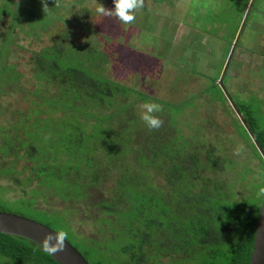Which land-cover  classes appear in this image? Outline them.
<instances>
[{
  "label": "trees",
  "instance_id": "1",
  "mask_svg": "<svg viewBox=\"0 0 264 264\" xmlns=\"http://www.w3.org/2000/svg\"><path fill=\"white\" fill-rule=\"evenodd\" d=\"M74 12L66 21H76L80 28L94 19L84 10ZM80 13L84 19L76 15ZM50 17L52 9L44 11L36 2L27 24L36 23L31 33L48 29ZM82 55L81 47L57 38L39 52L37 76L59 83L57 95L43 100L57 107L44 112L61 110L64 115L43 118L37 108L28 122L25 118L12 124L1 147L4 156L11 157L10 164L0 171L31 195L21 198L31 207L50 194L68 203L62 211L44 212H65L59 220L85 240L82 248L65 228H55L54 220L28 218L61 233L91 264H249L264 198V155L246 125L244 133L262 164L255 175L238 157L219 153L225 145H215L211 137L169 134L161 129L163 124L149 129L134 116L131 101L118 108L117 99L133 90L106 77L105 66L88 63ZM106 106L116 110L102 114ZM238 108L264 151V129L251 113ZM203 139L204 145H197ZM237 186L246 193L238 194ZM76 212L89 216L98 238L76 230L70 217ZM43 249L28 238L0 233V258L7 260L0 264H60ZM89 254L99 259L92 262Z\"/></svg>",
  "mask_w": 264,
  "mask_h": 264
},
{
  "label": "rangeland",
  "instance_id": "2",
  "mask_svg": "<svg viewBox=\"0 0 264 264\" xmlns=\"http://www.w3.org/2000/svg\"><path fill=\"white\" fill-rule=\"evenodd\" d=\"M36 2L43 10L46 4L48 8L45 10L52 9L54 17H50L52 24H45L51 25L48 29H35L33 34L36 23L27 24ZM248 2L252 0H143V7L135 10V20L123 25L112 16L95 15L99 3L107 9L108 6L114 9L113 0H0V51L7 44L3 53L0 52V171L10 164L11 157L4 156L1 147L11 134L12 124L25 118L28 122L32 118V110L37 108L43 111V118L53 115L57 119L64 115L61 110L49 114L44 112L55 105L43 100L57 95L59 83H51L46 76H37L35 68L39 52L57 38L66 45L81 47L85 61L105 66L103 73L106 77L133 90L128 98L117 99L120 100L118 108L124 103L129 105L131 101L134 116L140 121L144 102L159 103L163 111L156 115L163 120L162 130L169 134L176 131L187 138L199 133V138L211 137L215 145H225L219 153L238 157L254 169L255 175L262 164L244 133L246 124L234 110L228 95L237 106L245 109V115L251 113L258 127L264 129V67L256 70L249 60L251 58L255 65L264 60V0L254 2L237 45L238 55L245 63L239 64L234 55L229 65L224 79L229 94L220 84L224 73L222 67L225 69L228 63L234 37L239 32L236 30L241 28L249 9L246 7ZM75 10L86 11L89 18L94 16L91 22L85 21L81 25L86 29L77 26L76 21H66L75 14ZM76 15L84 19V13ZM39 25L42 26L40 22ZM10 28L13 29L8 33ZM183 30L190 32V36L180 35ZM9 65L12 67L8 70ZM236 71L238 74L232 76ZM113 110L116 109L106 106L101 112L109 114ZM120 119L121 116L113 121ZM90 121L95 119L90 118ZM204 143L205 139L197 145L203 146ZM12 178L8 173L0 172V211L46 222L54 220V227L65 228L71 233L72 242L82 248L85 240L72 233L70 225L59 220L65 212H60V215L44 212L51 209L62 211L68 203L50 194L47 199L40 197L36 206L31 207L21 199H28L31 195L23 193L20 186L11 182ZM235 190L238 194L246 193L238 186ZM70 217L76 230L85 237L100 236L88 215L76 212ZM89 259L94 262L99 257L89 254Z\"/></svg>",
  "mask_w": 264,
  "mask_h": 264
},
{
  "label": "water",
  "instance_id": "3",
  "mask_svg": "<svg viewBox=\"0 0 264 264\" xmlns=\"http://www.w3.org/2000/svg\"><path fill=\"white\" fill-rule=\"evenodd\" d=\"M254 2L255 0H252V2L249 5L247 15L237 34L232 53L229 57L228 63L226 64L224 73L220 79V84L225 90L226 88L224 86V79L228 72L229 65L232 61V58L234 56L235 49L237 48V45L240 41L241 35L247 23L248 16L250 15L251 10L253 8ZM226 93L229 94L227 90H226ZM228 96L231 102L233 103L236 111L238 112V115L242 118V120L244 121V124H246V128L249 131L250 135L252 136L257 146L259 147V149L264 155V151L261 145L259 144V142L256 140L253 132L251 131V128L246 122V119L243 117L241 111L239 110L238 106L236 105L234 100L231 98V96L230 95ZM0 233L8 234V235L12 234V235L25 237V238H28L38 243L39 245L43 247H44V242H45L46 237H48L49 235L56 236V235L61 234L58 231L54 230L53 228L35 219L28 218L22 215L14 214V213H10V212H4V211H0ZM62 238H63V248L51 254L52 257L58 263L60 264H91L85 258V256L82 255V253L70 241H68L63 235H62ZM249 264H264V198H263L260 214L257 220L256 235H255L253 251L250 257Z\"/></svg>",
  "mask_w": 264,
  "mask_h": 264
},
{
  "label": "clouds",
  "instance_id": "4",
  "mask_svg": "<svg viewBox=\"0 0 264 264\" xmlns=\"http://www.w3.org/2000/svg\"><path fill=\"white\" fill-rule=\"evenodd\" d=\"M114 9H107L99 3L96 13L102 16H112L123 25H128L135 20V10L143 7V0H113ZM48 8L44 5V11ZM140 119L149 129H158L162 126L163 120L156 113L163 111L161 104L156 102H144L141 106ZM264 192V188L261 189ZM54 245V246H53ZM63 248V238L60 235H49L45 238L44 251L50 254L55 253Z\"/></svg>",
  "mask_w": 264,
  "mask_h": 264
},
{
  "label": "crops",
  "instance_id": "5",
  "mask_svg": "<svg viewBox=\"0 0 264 264\" xmlns=\"http://www.w3.org/2000/svg\"><path fill=\"white\" fill-rule=\"evenodd\" d=\"M256 1V0H255ZM249 7V6H248ZM163 10L165 9V7L163 6V8H162ZM253 9V8H252ZM147 11V10H146ZM149 12H152V13H155L157 10H148ZM251 12H252V10H251ZM192 29H194V28H192ZM189 33L190 32H188L187 33V31H182V33L180 34V35H182V36H184L185 34H186V36L185 37H189L190 35H189ZM178 38H180V36L178 37ZM199 41V40H198ZM246 50V49H245ZM239 49H238V47L235 49V53H234V55H236V60H239L240 59V57H239V55H238V53H239ZM181 52H182V50H181ZM263 58V57H262ZM250 60V63H251V65L253 66V67H255V66H257V64L255 65L254 64V62H252L253 60H251V58L249 59ZM260 61H261V59H260ZM249 63V62H248ZM259 63H261L262 64V66L261 67H264V60H262L261 62H259ZM223 68V70H224V67H222ZM239 69V68H238ZM237 69V70H238ZM241 69V68H240ZM242 70V69H241ZM242 71H244V70H242ZM256 72V71H255ZM238 74V71H236L235 73H233L232 74V76H235V75H237Z\"/></svg>",
  "mask_w": 264,
  "mask_h": 264
},
{
  "label": "flooded vegetation",
  "instance_id": "6",
  "mask_svg": "<svg viewBox=\"0 0 264 264\" xmlns=\"http://www.w3.org/2000/svg\"><path fill=\"white\" fill-rule=\"evenodd\" d=\"M237 62L239 63V64H243V63H245L242 59H239V60H237ZM246 63H247V61H246ZM261 66H262V64L261 63H258L257 64V66H255L254 68L256 69V70H259V69H261ZM230 67V66H229ZM229 70V69H228ZM228 73V72H227ZM259 76H261V75H259Z\"/></svg>",
  "mask_w": 264,
  "mask_h": 264
}]
</instances>
